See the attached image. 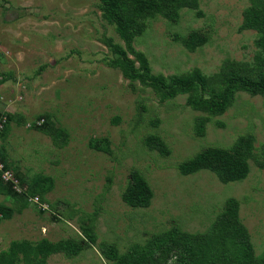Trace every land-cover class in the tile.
I'll list each match as a JSON object with an SVG mask.
<instances>
[{"label":"rangeland","instance_id":"rangeland-1","mask_svg":"<svg viewBox=\"0 0 264 264\" xmlns=\"http://www.w3.org/2000/svg\"><path fill=\"white\" fill-rule=\"evenodd\" d=\"M99 5L100 0H0V109L24 120L10 125L8 160L28 182L49 176L55 183L47 196L50 211L41 214L30 203L22 214L1 222L0 253L13 241L80 242L81 214L65 216L67 203L91 216L100 204L94 217L96 245L76 257L52 255L48 264H107L101 244L116 245L125 254L175 227L205 233L236 199L256 254L262 255L264 169L251 161L247 179L226 184L211 171L183 175L179 167L207 148H230L241 136H253L258 153L264 145V97L237 93L234 105L222 116L209 117L205 135L198 136L196 119L207 115L191 109L187 95L161 101L139 82L134 92L122 72L109 65L112 54L102 37L123 42ZM249 6L250 0H200L197 9H182L175 23L159 15L148 19L133 46L148 58L153 73L167 76L195 69L212 76L227 59L253 63L258 34L241 30ZM194 32L207 42L192 52L183 39ZM46 114L67 132L65 147L28 127ZM149 135L160 137L171 154L149 150ZM103 138L110 140L114 155L91 146ZM133 170L154 192L149 208L123 201ZM0 203L16 208L7 196L0 195Z\"/></svg>","mask_w":264,"mask_h":264},{"label":"trees","instance_id":"trees-1","mask_svg":"<svg viewBox=\"0 0 264 264\" xmlns=\"http://www.w3.org/2000/svg\"><path fill=\"white\" fill-rule=\"evenodd\" d=\"M200 0H100L102 18L115 28L123 44L114 43L110 37L103 36L102 42L109 48L112 58L109 65L122 72L131 83L132 90H139L134 83L141 87L152 89L161 99L168 101L179 95H187V104L194 111L207 116L196 119V134L205 135L209 117L224 115L236 100L239 92L251 96L264 97V0H250V6L243 13L241 30H252L258 34L256 45L258 52L253 63L227 59L220 71L212 76H206L199 69L181 75L155 74L144 53L133 46L136 39L146 29V21L156 16L173 23L180 18L182 9H197ZM207 37L199 33H191L183 39L187 49L195 52L204 46ZM131 56V57H130ZM141 89V88H140ZM7 117V122L0 132V160L6 169L12 170L14 176L25 184V192L13 190L12 184L3 182L0 176V195L7 196L16 204V208L0 203V224L3 220H10L18 213L22 214L30 206V197L39 196L41 204H47V196L54 189V180L49 176H37L31 181L13 168L9 162V154L5 143L10 132V125L14 120L23 123V117L0 109V121ZM42 120L44 122L39 125ZM29 128L47 133L55 146L63 148L68 143V134L58 128L50 120L48 114L40 116L37 122ZM151 151H158L162 156H169L171 150L157 135H149L145 140ZM110 140L103 138L91 146L100 152L114 155ZM253 161L260 169H264V145L257 153L255 138L241 136L230 148L210 147L196 157L180 165L183 175H191L202 170H208L217 175L223 183L238 182L247 179L250 174V162ZM15 169V170H14ZM112 183V176L108 178L107 188ZM154 198V192L138 171L130 173L129 183L123 193V201L133 208H149ZM60 201L51 205L57 209ZM48 205V204H47ZM39 206V205H38ZM70 219L79 214L81 222L80 242L73 238L53 242L43 238L37 243L29 240L13 241L10 247L0 253V264H48L50 256L63 253L68 257L78 256L88 246H95L94 217L99 211L97 204L94 216L83 213L73 204L67 203ZM39 213L44 211L39 206ZM50 211V207L48 206ZM240 203L230 199L224 211L217 217L212 226L205 233L188 234L179 228L155 236L146 245H134L130 250L121 254L113 244H101V253L107 264H264V252L257 255L251 240L249 229L242 222L239 214ZM57 216H52L57 220ZM64 220V218H62Z\"/></svg>","mask_w":264,"mask_h":264},{"label":"built area","instance_id":"built-area-1","mask_svg":"<svg viewBox=\"0 0 264 264\" xmlns=\"http://www.w3.org/2000/svg\"><path fill=\"white\" fill-rule=\"evenodd\" d=\"M7 122V117H3L2 120L0 121V132H2L4 125ZM44 122V120L40 121L38 124L41 125ZM0 176L3 180L4 183L6 184H12L13 189L17 191L18 193H24L25 192V187L21 183L19 179H17L12 170L6 169L4 163L0 160ZM30 202L36 205H39L43 210H48V205L46 204H41L40 197L35 196V197H30Z\"/></svg>","mask_w":264,"mask_h":264},{"label":"clouds","instance_id":"clouds-1","mask_svg":"<svg viewBox=\"0 0 264 264\" xmlns=\"http://www.w3.org/2000/svg\"><path fill=\"white\" fill-rule=\"evenodd\" d=\"M24 185V184H23ZM24 187H25V185H24ZM14 190V189H13Z\"/></svg>","mask_w":264,"mask_h":264},{"label":"crops","instance_id":"crops-1","mask_svg":"<svg viewBox=\"0 0 264 264\" xmlns=\"http://www.w3.org/2000/svg\"><path fill=\"white\" fill-rule=\"evenodd\" d=\"M0 145H1V143H0ZM9 158V157H8ZM20 171V170H19Z\"/></svg>","mask_w":264,"mask_h":264}]
</instances>
